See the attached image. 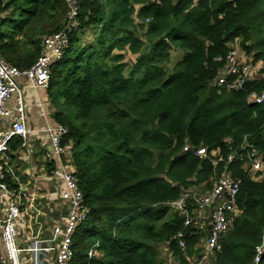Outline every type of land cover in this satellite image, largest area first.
I'll list each match as a JSON object with an SVG mask.
<instances>
[{
  "label": "trees",
  "instance_id": "obj_1",
  "mask_svg": "<svg viewBox=\"0 0 264 264\" xmlns=\"http://www.w3.org/2000/svg\"><path fill=\"white\" fill-rule=\"evenodd\" d=\"M77 2L78 29L46 90L90 209L75 231L70 264H163L157 243L188 264L206 232L191 236L194 229L183 228V216L166 203L191 186L208 189L244 140L264 162V103L247 101L264 92V0ZM66 15L62 0H0V57L30 68L42 38L63 29ZM235 40L261 64L260 76L236 91L213 87ZM173 48L184 53L169 70ZM127 54L136 56L131 64ZM198 148L207 149L205 159L195 156ZM242 166L237 158L226 164L240 181L241 215L211 264H253L262 242L264 177L251 181ZM179 232L184 250L174 240ZM94 246L98 256L88 257Z\"/></svg>",
  "mask_w": 264,
  "mask_h": 264
},
{
  "label": "built area",
  "instance_id": "obj_2",
  "mask_svg": "<svg viewBox=\"0 0 264 264\" xmlns=\"http://www.w3.org/2000/svg\"><path fill=\"white\" fill-rule=\"evenodd\" d=\"M62 1L67 7L66 24L60 31L42 38V52L30 68L21 70L0 57V243L4 251L3 255H0V264H24L22 261L24 253L29 255L31 264H43V259H47L48 253L53 255V261L50 260L51 263L47 264H70L73 258L75 231L86 221L90 213L78 188L74 172L71 169L62 170L64 190L60 194V199L67 205L63 224L51 227L49 237L37 234L25 249L18 243L19 226L23 217H28L30 210L37 216L38 211L34 208L35 196L19 182L12 164L13 153L10 148L12 141L17 139L18 147H26L31 134L25 124L26 106L17 79H24L29 88L47 89L51 67L63 58L68 47V34L76 31L79 26L77 0ZM234 42L235 44L230 45L231 49L224 64L212 83L213 87L224 86L227 90L236 91L244 83L255 80L259 73L261 64H254L251 56H247L240 49L239 40ZM255 65H258V68ZM13 95L15 97L10 107L9 101ZM247 101L250 104H263L264 92L258 95L252 93ZM42 131L47 132L50 137L46 157L52 155L59 158L63 154L69 155L70 147L61 144L67 134L65 127L56 125L54 129L45 128ZM249 149L244 140L239 148L226 158L228 163L235 158L239 159L249 179L256 182L264 177V162L258 152ZM183 150L190 151L191 147L185 145ZM194 154L200 159H205L208 151L205 148H198ZM209 154L213 156L211 165L215 168L219 162V150L211 151ZM226 164L218 176L209 178L208 189L203 184L194 185L184 190L179 199L166 203V207L172 212L183 216V228L194 229L195 232H191V236L200 230L206 232L205 237L194 246V254L188 259V264H211L215 255L221 251L220 240L232 229L234 222L241 215V210L236 205L240 181L232 177ZM174 240L181 250L185 249L186 243L182 232L177 233ZM157 247L163 264H174V260L168 263L164 261L175 259L168 243H157ZM95 248L96 246L88 251V257L96 255ZM263 254L264 231L261 244L255 248L253 264H259Z\"/></svg>",
  "mask_w": 264,
  "mask_h": 264
},
{
  "label": "crops",
  "instance_id": "obj_3",
  "mask_svg": "<svg viewBox=\"0 0 264 264\" xmlns=\"http://www.w3.org/2000/svg\"><path fill=\"white\" fill-rule=\"evenodd\" d=\"M17 84L26 106L25 124L31 134L26 147H18L14 143L16 140L12 141L10 145L13 153L12 164L19 182L35 196L34 208L38 211V215L35 216V212L30 210L28 217L24 216L20 222L18 243L25 249L29 242L37 237V234L49 237L51 227L63 224L67 205L60 199V194L64 190L61 171L71 169L74 172V169L68 163L69 155L67 154L59 158L52 155L46 157L50 137L42 130L54 129L57 125L53 119L55 109L47 95V89L29 88L22 78L17 79ZM14 97L9 101L10 107ZM40 225L41 229H39ZM3 253L0 243V255ZM50 260L53 261V255L48 253L47 259H43V264L51 263ZM171 260L175 262L174 258ZM22 261L24 264H31L30 257L26 253L22 254Z\"/></svg>",
  "mask_w": 264,
  "mask_h": 264
},
{
  "label": "rangeland",
  "instance_id": "obj_4",
  "mask_svg": "<svg viewBox=\"0 0 264 264\" xmlns=\"http://www.w3.org/2000/svg\"><path fill=\"white\" fill-rule=\"evenodd\" d=\"M87 42H90L92 40V37L91 35H85V38H84ZM184 53L183 51H181L180 49H177V48H173L172 51H171V61L170 63L166 66L167 69H171L173 67V65L180 60V56L181 54ZM136 59V56H133V55H130V54H127L126 58H125V62L127 64H131L132 62H134ZM257 68H258V65H255ZM259 76V73H257V76H256V79L257 77ZM14 97V95H13ZM12 97V98H13ZM203 190V189H202ZM96 255L98 256V254L96 253ZM171 259H169L170 261ZM165 262L168 263V261L164 260ZM169 264V263H168ZM174 264H178V259L175 258V262Z\"/></svg>",
  "mask_w": 264,
  "mask_h": 264
}]
</instances>
